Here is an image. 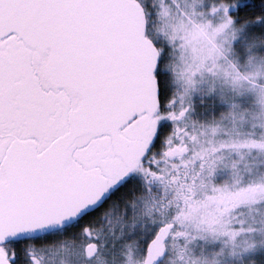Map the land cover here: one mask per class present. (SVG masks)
<instances>
[{
  "label": "snow or ice",
  "instance_id": "1",
  "mask_svg": "<svg viewBox=\"0 0 264 264\" xmlns=\"http://www.w3.org/2000/svg\"><path fill=\"white\" fill-rule=\"evenodd\" d=\"M0 264H264V0H0Z\"/></svg>",
  "mask_w": 264,
  "mask_h": 264
}]
</instances>
